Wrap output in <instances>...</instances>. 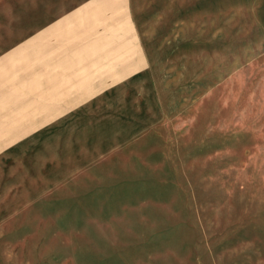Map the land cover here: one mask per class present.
<instances>
[{
	"label": "rangeland",
	"instance_id": "obj_1",
	"mask_svg": "<svg viewBox=\"0 0 264 264\" xmlns=\"http://www.w3.org/2000/svg\"><path fill=\"white\" fill-rule=\"evenodd\" d=\"M117 46L141 49L173 105L140 173L31 215L0 264H264V0H0V102L56 55Z\"/></svg>",
	"mask_w": 264,
	"mask_h": 264
},
{
	"label": "crops",
	"instance_id": "obj_2",
	"mask_svg": "<svg viewBox=\"0 0 264 264\" xmlns=\"http://www.w3.org/2000/svg\"><path fill=\"white\" fill-rule=\"evenodd\" d=\"M106 40L127 44L121 36L95 43ZM86 49L56 55L60 68L23 84L22 99L0 102V244L23 237L31 215H73L74 199L127 186L140 173L144 142L172 113L137 46Z\"/></svg>",
	"mask_w": 264,
	"mask_h": 264
},
{
	"label": "bare ground",
	"instance_id": "obj_3",
	"mask_svg": "<svg viewBox=\"0 0 264 264\" xmlns=\"http://www.w3.org/2000/svg\"><path fill=\"white\" fill-rule=\"evenodd\" d=\"M126 74V73H125ZM107 79V78H106ZM29 102V101H28ZM25 125V124H24ZM27 134V133H26ZM5 136V135H4ZM10 142V141H9Z\"/></svg>",
	"mask_w": 264,
	"mask_h": 264
}]
</instances>
